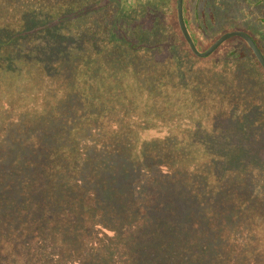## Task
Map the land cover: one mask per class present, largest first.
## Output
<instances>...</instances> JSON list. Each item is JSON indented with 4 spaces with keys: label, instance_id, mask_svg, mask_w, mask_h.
<instances>
[{
    "label": "rangeland",
    "instance_id": "374dc122",
    "mask_svg": "<svg viewBox=\"0 0 264 264\" xmlns=\"http://www.w3.org/2000/svg\"><path fill=\"white\" fill-rule=\"evenodd\" d=\"M32 1L35 0H0V26L14 28L21 24L22 13L38 18L45 14L47 7L58 3L52 1L46 8H39ZM126 1L106 0V5L89 11L81 20L66 22L45 30L42 37L37 35L28 40L20 51L11 45L5 53L0 52V78L10 79L7 82L0 79V83L5 86L4 90L9 87L16 91L15 94L0 92V157L9 156L15 161L4 165L0 160V172L4 171V177L9 173L15 175L13 166L19 172V181L25 180L19 186L24 188L17 190L19 219L14 217L17 209L5 211L0 201L4 220L12 221L14 236L24 238V251L30 246L27 254L45 253L42 243L60 242L62 231L72 226L74 229L69 234L75 236L77 232L82 243L78 253L86 255L99 246L100 252L111 248L119 255L123 249L120 241L125 239L118 237L123 233L119 229L114 228L115 234L112 233V219L121 223L130 221L146 231L154 229L148 223L159 219L167 222L163 229L173 225L176 235L165 231L168 235L160 236L163 249L155 253L157 257L150 259L149 264H264V156H259L264 155L263 75L253 65L233 68L223 65L221 60L218 65L195 63L191 74L187 64L184 68L182 64L177 65L164 52L148 59L132 57L127 54L125 39L135 46L152 45L159 39L163 19L153 11L161 9L167 0H134L136 8L131 6L130 11ZM226 3L223 24L235 25L232 32L244 31L251 35L247 28L264 31L260 20L264 15V1L226 0ZM69 10L66 6L49 16ZM146 20L148 24L143 25ZM139 23L142 26L136 28ZM80 36L83 37L78 43L81 47L97 38L100 52L90 56L78 48L73 39L78 40ZM21 57L34 76L23 77L18 70ZM131 62H135L133 75L145 92L152 88L160 93L159 90H166L168 86L167 95L178 100L176 109L191 111L189 122L177 123L175 128L182 134L190 127L193 141L188 148L178 144L177 155L194 156L191 167L194 174L180 168L173 157L164 160L158 155H144L142 146L139 147L142 139L160 138L166 142L167 134L174 130L164 128L167 121L162 117L148 118L150 113H144L142 102L133 107L126 101V95L121 101H114L117 97L114 88L117 79H112L116 74L114 67L128 68ZM82 68L86 72L81 73ZM12 69L13 76L7 73ZM179 70L184 75H179ZM89 75L93 78L88 81ZM66 83L84 86L73 91L79 103L68 106L67 91L56 98L59 102L55 101L51 86L64 88ZM185 90L190 91L189 100L181 102ZM136 94L128 93L130 98ZM137 97L141 98L138 94ZM35 104L44 106L45 113L32 117L30 113ZM58 107H70L67 118L71 122L65 125L71 127L69 130L74 131V136H81V140L74 144L68 140L56 151L50 144L55 131L62 129V122L49 124V120L56 117ZM9 108L20 115L15 117ZM172 135L181 143L175 132ZM114 149L128 155H112ZM206 155L212 156V160L206 163L205 174L196 175L201 170L200 162L208 161ZM31 169L42 184L53 187L40 201L25 188L28 181H33ZM9 185L12 184L6 180L5 186ZM82 188L90 190L87 192L90 199L96 193L100 203L90 208L80 205L77 197ZM105 189L111 194L106 201L102 193ZM14 192L10 191L13 197ZM0 193L12 197L6 190ZM112 194H118L116 202L122 203L121 206L112 203ZM79 197L84 199L82 195ZM181 207H186L185 211H180ZM113 209L116 210L113 212ZM75 210L80 211V221L70 220ZM154 212L161 216L156 218ZM42 213L51 214L52 218L46 219ZM57 222L67 228L59 227L54 235L51 231ZM180 225L187 234L179 229ZM252 228L254 233L249 234ZM142 236L136 234L139 240H135L139 242ZM68 248H63L65 253ZM8 249L0 251V256ZM57 261L53 264H59Z\"/></svg>",
    "mask_w": 264,
    "mask_h": 264
},
{
    "label": "trees",
    "instance_id": "16d2710c",
    "mask_svg": "<svg viewBox=\"0 0 264 264\" xmlns=\"http://www.w3.org/2000/svg\"><path fill=\"white\" fill-rule=\"evenodd\" d=\"M52 1H58L57 4H52L50 7H47L52 3ZM113 2L117 3L122 0H112ZM134 0H129L130 3H127L126 6L129 8V11L131 10V6L136 8L133 4ZM176 1L177 0H167L165 1L164 5L161 7V9L157 11H153V13H156L157 17H162L163 19V28H162V34L159 39H157L152 45H137L135 46L134 42H129L127 39H125V45L128 46L129 52L127 54L131 55L132 57H138L142 56L144 59H148V57H157L160 56L161 52H164L168 54L172 61L177 63V65L182 64V67L184 68L185 64H187V67L190 70V73L192 74L194 72V65L195 63H214L215 65L219 63L221 60V63L228 67L238 68V67H247L250 64L259 70V72L264 77V72L261 68V66L258 64L257 60L255 59L254 55L252 54L249 47L246 45V43L238 38L233 37L232 39L227 40L222 45H220L209 57L205 59H199L196 58L192 52L190 51V48L186 41L184 40L177 23V10H176ZM264 1V0H262ZM85 2H88L87 4ZM169 3V4H168ZM36 7L46 8L47 10L43 16H40L38 18L31 16L28 13H22L21 14V24L19 26H15L14 28L9 29L8 27L0 26V52H4L7 47L13 46L16 47L15 51H20L23 47L27 46L24 45L26 42H29L28 40H32L37 35H42L46 33L45 30H50L54 27H57L59 25H62L66 22H73L81 20L82 17H84L89 11H95V8L99 10L104 5H106V0H35L32 1V3ZM41 5V6H40ZM66 6L70 7V10L66 13H60L57 15H53L52 17L49 16L52 12H54L56 9H61ZM228 8V5L226 3V0H183L182 4V12H183V19L186 26V29L190 35L191 40L193 41L195 47L197 50L201 53L207 51L222 35L232 32L231 29L236 27L233 24L224 25L223 24V16L226 14V9ZM1 13V11H0ZM110 14V13H109ZM1 16V15H0ZM147 16L146 18H148ZM248 19L251 18V15L247 17ZM261 22L264 25V15L260 17ZM147 22V23H145ZM143 22V25L148 24V20ZM104 26V25H103ZM142 25L139 23L136 25V28L141 27ZM232 27V28H231ZM249 32L251 35L247 32H244L248 34L251 39L254 41L260 52L262 53L264 57V31H255V29H249ZM39 36V37H40ZM104 36V35H103ZM40 37V38H41ZM101 37V36H100ZM82 36L78 40L73 39L75 45H77L78 48L83 49L87 54L92 56V54H97L100 52L99 48L100 46L97 44L98 40L97 38L94 39V41L91 42V44L81 47L78 45V43H81ZM102 38V37H101ZM83 42V41H82ZM87 44V43H86ZM35 48V47H34ZM33 49V48H32ZM98 51V52H97ZM97 52V53H96ZM17 54V52H16ZM45 55L48 53L44 52ZM16 56V55H15ZM90 56L86 57V59L90 58ZM22 58V57H21ZM26 61L22 60L19 63L18 70L22 72L23 77H31L34 76L32 72L29 71V67L25 66ZM128 68H116L114 67V72L116 74H113L112 79L116 78L117 82L114 85V88L116 89V99L114 101H121V99L126 95L128 99L126 101L129 102V105H132L133 107L138 106L140 102H142V105L144 106V113L148 112L150 113V116L148 118L152 119H158V117H162L163 120H166L165 123V129L168 130L171 129L174 131L169 132L168 135V141L162 142V140L159 138L157 139H142L143 141L138 144L141 148L144 155H158L160 158L164 160H168L169 157H173L175 163L180 167L185 169L184 171L190 170L192 174V165H193V155H177V145L183 144L184 147L188 148L193 141L192 138H190V132L189 128L188 131L185 133H178L176 131L175 126H177V123L183 121H188L191 119L190 117V110H183L179 109V107L176 109V105L178 100L168 96V86L165 87L166 90H159L160 93H158L156 90H152V88H147L148 92H145L141 85L137 82L135 79L133 72L135 70V62H131ZM101 67V66H99ZM12 76L15 74V70L12 69L8 71V74H11ZM86 72L83 68L81 69V73ZM202 72H197V74ZM179 75H184L183 70H179ZM18 75L21 76V73L18 71ZM7 77V74L4 75ZM92 75L86 76V80H90V78H93ZM121 77V80L119 79ZM2 79V82H7L10 80L9 78H0ZM8 79V80H7ZM132 86H131V85ZM95 86H97V82H95ZM5 86H2L0 83V92L2 93H11L15 94L16 91L12 88H6L4 90ZM54 89V96L55 101L59 102V100H56V98H59L61 93H69V97H66V100L68 102V106L71 105V103H79V99L76 98V94L74 95L73 91L75 92L80 87L84 88V86H81L80 84L73 83H66L64 88H61L59 86L58 89L56 87L58 86H51ZM68 87V88H67ZM89 87V86H88ZM67 88V90H65ZM184 90V89H183ZM33 92V91H32ZM136 92L138 96L132 95V98L129 97L128 93ZM73 93V94H72ZM184 99H181V102H185L189 100L188 95H190L189 90L183 91ZM9 94V95H11ZM12 96V95H11ZM98 98V97H97ZM90 99V101L97 100ZM135 98V99H134ZM54 101V102H55ZM54 107H57V105H54ZM128 107V106H127ZM131 108V107H130ZM11 109L15 117L19 116V113H16L12 108ZM44 106L39 107L37 104L33 105V109H31L32 117H36L37 114H44L45 113ZM70 110V111H69ZM114 109L112 108V111ZM137 110V109H136ZM147 110V111H146ZM149 110V111H148ZM41 111V112H40ZM55 111H58L56 117L54 119L50 118L49 124H58L62 122V129L55 131L56 134L52 136V141L50 144V148L54 147L56 151L60 150V145L64 144L66 141L69 140L70 143L74 144V142L80 141L79 136L77 138V135L74 136V131H70L69 126H66L67 122H71L67 116L71 112L70 107H62ZM59 111L61 113H59ZM69 111V113H68ZM146 116V114H144ZM203 118V116H202ZM217 118V117H216ZM147 120V118H145ZM176 120V121H175ZM176 122V124L174 122ZM147 126V125H146ZM151 126V125H150ZM194 125H192V128ZM151 128V127H150ZM176 133L179 138H181V143H178L174 137H177L175 135H172L173 133ZM135 133H133L134 138ZM139 135V133H138ZM183 138V139H182ZM174 139V140H173ZM192 139V141H191ZM127 141V140H126ZM189 142V145H188ZM142 144V145H141ZM32 148L35 147V145H31ZM131 146V145H130ZM146 147L149 148V150L146 149ZM41 148L48 149V146H43ZM132 150L133 147L131 146ZM40 152H44L43 150H40ZM148 154H146V152ZM22 153V152H20ZM131 155H134L133 152H131ZM187 153V152H186ZM3 153H1L2 155ZM112 155H128L127 152H120L118 149L112 150ZM141 155V154H140ZM36 156V155H34ZM264 156V155H259ZM178 157V158H177ZM212 156L206 155V158L208 161H201L200 167L201 170L196 175L205 174L204 167L206 166V163L212 160ZM177 158V161L175 160ZM170 159V158H169ZM0 160L4 161V165H7L8 163L11 165L14 163V159H10L9 156H6L5 158L0 157ZM46 165V161L44 162ZM32 164V163H31ZM37 169H39V166H36ZM12 169L16 171L15 175H12L9 173L7 176H3L2 174L4 171L0 172V191L6 190L9 194L10 191L16 190L14 192L15 197H10L9 195L2 196L0 193V201L2 203V206L5 211L17 209L14 212V217L16 220H18V191L24 188L21 186V189H19L20 182L25 181L21 180L19 181V172L17 168L12 166ZM33 170V173L31 174L33 176V181H28L25 188L29 189L30 196H36L38 200L44 199L46 197V194H49V188H52L50 185L42 184L41 178L35 174V170ZM183 171V172H184ZM173 175L176 176L175 173ZM78 177V176H77ZM76 177V178H77ZM6 180L10 181L12 184L11 186H5ZM18 180V182H16ZM79 180V179H78ZM32 185V186H31ZM31 186V187H27ZM57 189V188H56ZM113 190V189H112ZM87 192L90 193V190L82 188L80 191H78L79 196H83L84 199L81 197H77V200L80 202V205L90 208L94 205L97 206L100 201L98 200V197L96 196V193L93 194L92 199H90ZM105 196V201L111 197L110 190H104L102 192ZM81 198V201H80ZM118 200V194L113 195L112 194V203L117 204L118 206H121L122 203H117ZM194 200V197H193ZM262 199H260L261 201ZM85 202H87L85 204ZM264 202V200L262 201ZM89 204V206H88ZM260 204V203H259ZM87 205V206H86ZM58 207V206H57ZM123 207V205H122ZM139 209H142L140 206L136 207ZM144 208H147V206ZM186 207H181L180 211H185ZM116 209H113L114 212ZM39 212H37V215ZM35 215V214H34ZM35 215V216H37ZM42 215L47 219H51L52 215L46 213H42ZM154 215L156 218H159L158 216H161L160 213H155ZM54 218V217H53ZM62 220L64 217H60ZM70 220H78L80 221V211L75 210L74 213L70 215ZM11 220H4L3 213L0 212V251L3 252V249H6L9 247L8 250H4V253L0 256V264H53V262L57 259L59 264H149L150 259H155L157 257V254L160 253V250L163 249V247H160L161 242L163 239L160 237L162 236L165 231H168L169 234L173 232L175 235L174 227L173 225H167L165 229H163L164 225L167 224V222H164L159 219H155L149 226H151L154 229L149 228L147 231L143 228L138 229L136 225H133L130 221L127 222H118L112 219V233L115 234V229H119L122 231V235L120 234L118 237H122L125 239L124 241H120L121 246L123 247L122 252L119 255H116L113 250L110 248H107V250H104L106 252H100L101 249L99 246H95L92 248V251L90 253H87L86 255L78 253V248L82 246V243L80 242V239L77 236V232L74 236L73 233L69 234V230L74 229V227H70V229L62 231V240L58 243L50 242V240H46V243H42V247L45 248V253H37V254H27L26 251L30 250V246L24 251V238L18 239V237L14 236V233H11L13 225H11ZM137 222V221H136ZM173 224H176V220L172 221ZM207 223V222H205ZM159 224L158 227L155 228V225ZM55 230L51 231L52 234H56V230L59 227L67 228L65 224L62 222H57V224L54 225ZM40 228V227H39ZM177 229V225H176ZM179 229L184 233L183 231V225L179 226ZM255 228L250 229L248 232L249 234L254 233ZM38 232H41L40 229L37 230ZM19 232V231H18ZM136 234L143 235L140 238V241L138 242L135 239H138L136 237ZM168 235L165 233V236ZM26 236V235H25ZM252 236V235H251ZM40 238V235L38 234L37 240ZM114 240V237H112V242ZM139 240V239H138ZM181 242V241H180ZM34 243V242H33ZM114 243V242H113ZM143 244V245H142ZM69 246L68 253H65L64 247ZM61 247V249H59ZM64 250V251H63ZM160 260V258H158Z\"/></svg>",
    "mask_w": 264,
    "mask_h": 264
},
{
    "label": "water",
    "instance_id": "95a60500",
    "mask_svg": "<svg viewBox=\"0 0 264 264\" xmlns=\"http://www.w3.org/2000/svg\"><path fill=\"white\" fill-rule=\"evenodd\" d=\"M182 4H183V0L176 1L177 23L184 40L186 41V43L190 48V51L196 58L205 59L209 57L224 42H226L229 39H232L233 37H238L242 39L249 47V49L251 50L252 54L254 55L255 59L257 60L258 64L261 66L264 72V57L260 52V50L258 49V47L256 46V44L254 43V41L251 39V37L244 32L234 31V32L226 33L222 35L207 51L203 53L199 52L195 47L193 41L191 40L190 35L186 29L183 19Z\"/></svg>",
    "mask_w": 264,
    "mask_h": 264
}]
</instances>
